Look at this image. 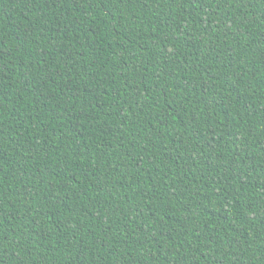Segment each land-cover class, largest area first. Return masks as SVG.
<instances>
[{"label":"trees","instance_id":"1","mask_svg":"<svg viewBox=\"0 0 264 264\" xmlns=\"http://www.w3.org/2000/svg\"><path fill=\"white\" fill-rule=\"evenodd\" d=\"M0 264H264V0H0Z\"/></svg>","mask_w":264,"mask_h":264}]
</instances>
